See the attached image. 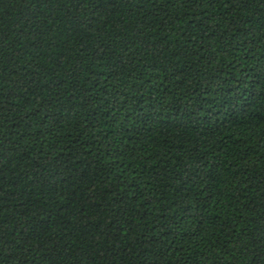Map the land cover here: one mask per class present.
Here are the masks:
<instances>
[{"label":"trees","instance_id":"obj_1","mask_svg":"<svg viewBox=\"0 0 264 264\" xmlns=\"http://www.w3.org/2000/svg\"><path fill=\"white\" fill-rule=\"evenodd\" d=\"M0 264H264V0H0Z\"/></svg>","mask_w":264,"mask_h":264}]
</instances>
